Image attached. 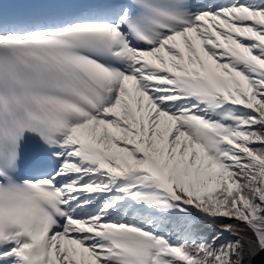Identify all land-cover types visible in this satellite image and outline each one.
I'll return each instance as SVG.
<instances>
[{
    "label": "snow or ice",
    "instance_id": "1",
    "mask_svg": "<svg viewBox=\"0 0 264 264\" xmlns=\"http://www.w3.org/2000/svg\"><path fill=\"white\" fill-rule=\"evenodd\" d=\"M262 254L264 0H0V264Z\"/></svg>",
    "mask_w": 264,
    "mask_h": 264
},
{
    "label": "water",
    "instance_id": "2",
    "mask_svg": "<svg viewBox=\"0 0 264 264\" xmlns=\"http://www.w3.org/2000/svg\"><path fill=\"white\" fill-rule=\"evenodd\" d=\"M226 222H228V221H226ZM262 255H264V254H262ZM255 260L256 261H261V257L258 256V257L255 258ZM261 264H264V262H261Z\"/></svg>",
    "mask_w": 264,
    "mask_h": 264
}]
</instances>
